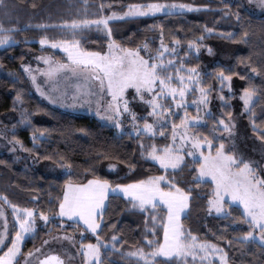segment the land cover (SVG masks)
Returning a JSON list of instances; mask_svg holds the SVG:
<instances>
[{
	"label": "trees",
	"instance_id": "obj_1",
	"mask_svg": "<svg viewBox=\"0 0 264 264\" xmlns=\"http://www.w3.org/2000/svg\"><path fill=\"white\" fill-rule=\"evenodd\" d=\"M149 2L152 0H0V24L5 28L15 26L18 29L12 34L13 42L0 47V125L12 128L11 137H16L24 149L20 157L0 153V193L21 208H34L38 217L40 211H46L50 215L56 213L66 180L83 183L88 179L99 178L113 184H127L148 176H174L180 187L188 190L191 185L192 188L189 208L182 217L186 229H190L202 240H209L223 247L229 264H264V247L252 241L242 246V242L235 239L248 231L247 225L238 220L241 215L238 205L230 206L231 217L209 213L207 201L212 194L213 185L209 180L194 179L197 173L189 157H185L183 167L175 171L169 169L165 173L158 164L141 155V141L146 147L153 143L162 146L169 143L168 135L152 137L117 132L115 128L101 123L95 117L72 114L56 108L30 90L22 63L30 54L51 51L49 47H40V37L46 36L55 40L72 38L64 30L52 25L63 20L96 18L100 15L108 16L111 12L123 13L129 4ZM176 2L199 6V10L183 11L174 15L160 13L154 16L114 19L108 25L112 30V39L132 48L147 43L149 50L147 53L141 52L147 57L158 49L162 32L165 43L170 47L174 37L179 39L178 56L183 57L188 50V41L203 36V40H197L201 44L199 53L191 52L184 59V64L197 65L203 84L211 88L209 96L212 106L216 99V87L220 83L216 79L217 71L223 68L226 73H235L232 77V94L224 92L225 98L233 105L227 102L219 112L213 106L214 114L217 112V117L227 119L228 112H238L236 110L241 109L242 103L237 96L251 84L256 88L252 113L256 124L264 126V15L250 12L243 0ZM101 4L104 5L102 12ZM38 25L47 27H37ZM206 28L212 30L211 34L205 31ZM244 32L248 33L247 39L241 40ZM229 33L235 35L229 36ZM76 38L81 39L83 47L96 51H104L108 42V35L93 28L78 33ZM208 47H211V52H208ZM54 54L60 57L58 52ZM253 67L258 71L252 72ZM17 92L22 97L21 102L15 101ZM142 109L146 111L147 107ZM138 110L141 111L139 108ZM22 113L28 116L30 124L21 123ZM252 113L245 110L239 114L240 123L236 130H241L244 138L240 141L231 136L230 141L237 154L244 159L264 163V141L259 140L252 129ZM214 114L207 115L205 124L194 127V132L211 138L213 121L217 120ZM35 115L45 119L36 120ZM177 121L175 116L173 122ZM166 128L168 126L163 130ZM36 129L47 131L46 138L34 145L32 133ZM222 133L217 130L219 139L229 140ZM219 139L215 141L216 144ZM59 157H63L71 165L67 172L63 173L64 168L59 166ZM110 164L116 167L110 168ZM162 186L167 187L166 184ZM130 203V200L120 195L109 194L103 214V227L98 234L103 240H111L115 232L119 240L123 241L117 244V249H123L124 252L141 246L147 251L143 237L148 235L152 238L153 213L150 210L131 208ZM157 211L159 215H164L163 211ZM39 222L35 235L24 240L17 264L24 253L37 247L48 236L60 232H81V224L77 222L64 220V227L61 228L58 217L47 226L42 220ZM156 232L157 237L162 238V226H158ZM78 241L96 242V236L84 232ZM3 247L5 246L0 248ZM124 252L112 250L110 246L107 249L102 248V264H137L135 258L125 256ZM157 264L183 263L175 257H159ZM215 264L218 262L215 261Z\"/></svg>",
	"mask_w": 264,
	"mask_h": 264
},
{
	"label": "snow or ice",
	"instance_id": "obj_2",
	"mask_svg": "<svg viewBox=\"0 0 264 264\" xmlns=\"http://www.w3.org/2000/svg\"><path fill=\"white\" fill-rule=\"evenodd\" d=\"M259 7L264 9V0H256ZM206 7V6H203ZM104 5H100L102 12ZM187 9L188 11L199 10V6L189 3L161 2L152 0L149 3L129 4L128 10L124 13L112 12L109 16L100 15L96 19H72L63 20L59 24L52 25L58 27L69 34L71 39H49L41 36L40 45H50L53 49L59 48L66 54V60H55L49 56L37 57L46 65L44 68L33 70L29 65H23L24 70L29 73L32 83L43 96L45 93L36 83L35 73H42L49 79H54L58 75L71 74L74 77L82 78L89 87L78 91L73 96V105L80 97L86 99L82 102L92 103L96 98V114L101 119H107L114 123L119 131L122 129L121 117L125 113L130 114L132 130L136 135L151 134L155 137V127L160 126V121L165 123L168 117L173 115L172 104L177 109L184 108L185 113L180 118L179 123L173 122L171 125L170 142L159 146L155 143L145 146L143 141L140 143L141 155L146 159L157 163L165 173L169 169L175 171L183 167L185 156L191 157L195 165V172L198 174L194 179L204 181L210 178L213 185L212 194L208 196L207 206L209 212L224 217H231V205H238L241 215L238 217L240 223L247 225L248 231L235 237L242 242V246L249 241L258 242L264 247V168L254 167L256 161L244 159L243 156L235 152L226 150L224 139H219L216 135L217 130L222 131L227 137H231L234 132L235 124L232 113H227V120L221 117L213 121L212 135L201 136L199 133L190 131L191 128L199 126L204 121V116L200 115L203 110L205 115H211L208 109L210 86L204 85L201 73L197 65L186 66L184 59L193 51L199 53L201 44L197 40H203V36L197 40L188 41V50L183 57L177 58L179 39L173 38L171 48L165 43L161 32L160 45L154 54L147 57L141 52H147V43L135 48L127 47L112 39V30L108 27L111 19L121 17L154 16L156 14L174 15ZM239 19V16H237ZM95 26L97 29L107 30L108 43L106 50L95 51L82 46L81 39H77V34ZM37 27H47L38 25ZM18 29L15 26L5 28L0 24V46H8L13 42V33ZM211 34V29H205ZM223 35V34H221ZM229 36L235 35L229 33ZM247 32L241 34V40H246ZM211 52V47H208ZM165 57H170L165 59ZM258 69L252 68V72ZM235 73H226L221 68L216 73V79L220 81V88L228 87L231 89L230 81ZM245 77H241L244 79ZM98 86V93L91 89ZM159 88V91L156 89ZM134 89L135 95L150 107L148 116L152 117V122L148 118L143 119V124L139 123V117L129 107V100L126 98V91ZM194 91L198 97L192 103L197 108V115L191 116L187 112L188 103L186 95ZM111 99L106 105L101 102L100 97L104 95ZM145 95H150V99L144 100ZM256 96V88L249 85L242 90L240 99L243 101L244 109L252 113V104ZM171 98L172 104L165 106L163 101ZM51 102H63V98L54 99L48 97ZM220 99L225 102L221 93ZM16 102H21L22 97L19 92L15 97ZM72 106V105H70ZM226 106V102H225ZM103 109V110H101ZM252 129L257 138L264 141V126L257 125L254 113L250 116ZM29 123L28 116L22 113L21 123ZM44 129H36L32 133L34 145L38 141L46 138ZM161 136L168 135L161 127ZM219 139V144L215 141ZM16 144L21 142L13 137ZM22 146V145H21ZM204 146L208 147V152L203 151ZM189 150L185 152V149ZM215 148V151H212ZM31 151V149H25ZM199 153V155H197ZM103 155V153H101ZM51 159V157H48ZM198 161V163H197ZM59 166L71 168V165L59 157ZM110 168L116 165L110 164ZM191 168L192 165H189ZM166 184L167 187L162 186ZM109 194H122L124 198L130 200L131 208H138L142 211H151L152 238L148 235L143 237L144 246L135 247L134 250L124 252L117 249L119 240L117 234L112 235L111 240H103L98 234L103 227V214ZM192 198V188L188 190L180 187L175 182V177L169 178L168 175L148 176L144 179L134 180L127 184H113L106 179L92 178L83 183H73L66 180L63 187V196L59 198L58 210L54 215L46 211L38 213L39 219L47 226L53 219L60 218V227H64V218L77 221L81 224L80 231L91 232L96 236V243H81L77 252L83 253V264H102V248L109 246L112 250L124 252L129 258H135L137 264H157L159 257L172 258L188 264V258H192V264H215L218 259L220 264H228L227 253L224 248L217 243L209 240H202L190 229H186L182 223V217L189 208V201ZM35 199V198H34ZM0 200L5 205H9L15 219V231L10 232L8 220L3 206H0V218H3V229L0 230V264H17L22 253V241L28 235H35L37 228V212L34 208L23 207L11 203L6 195L0 193ZM163 211L164 215L158 214ZM162 226V238L157 237L156 229ZM63 239L72 240L71 236H63ZM10 240V243H8ZM48 240L43 242L44 245ZM231 244V241H228ZM43 245L35 247L24 253V264H66L65 259L55 252L42 254ZM34 258V259H33Z\"/></svg>",
	"mask_w": 264,
	"mask_h": 264
},
{
	"label": "rangeland",
	"instance_id": "obj_3",
	"mask_svg": "<svg viewBox=\"0 0 264 264\" xmlns=\"http://www.w3.org/2000/svg\"><path fill=\"white\" fill-rule=\"evenodd\" d=\"M243 1H244L245 5H246L247 9L250 12H252L253 14H256V15H264V9H262L261 7L258 6L256 0H243ZM178 3H180V2H178ZM127 10H128V7H127V9L125 11H127ZM183 11H188V10L185 9V10H182V12ZM111 13L109 15H111ZM96 18H84V19H96ZM120 18H125V17L118 16V17H115V18H113L111 20L120 19ZM91 28L96 29L98 31H101V33L107 35V30H104L102 28V26H101V29H97L95 26H93ZM0 47H3V46H0ZM40 47H49L51 51L50 52L46 51V52H40V53H36V54H30L27 57V59L22 63V69L23 70H24L23 65H25V64L29 65L30 68L33 69V70H36L38 68H44V67H46V65L43 63L42 60H37V57H40V56H49V57H52L55 60H60V61L66 60V54H64L62 52V50H60L59 48L53 49L50 45H44V46L40 45ZM106 47H107V45H106ZM169 48H171V47L169 46ZM105 50H106V48H105ZM178 51H179V49H178ZM178 51H177V58L180 57V56H178ZM56 52H58L60 54V57H56L55 56L54 53H56ZM193 52H195V51H193ZM145 53H147V52H145ZM169 58L170 57H165L166 60L169 59ZM24 72H25L26 76L28 77L31 92H33L34 94H36L38 97H40L41 99H43L44 101H46L50 105H52V106H54L56 108H59V109L65 111V112H68V113L78 114V115H88V116L95 117L101 123H104L106 125H109V126H112L113 128H115V130L117 132H123V133L128 132L130 134L136 135L133 132V130H132L131 119H130V114L129 113H125L121 117V120H122V129L118 131L116 129V127L114 126V123L113 122L108 121L107 119H101L99 116H97V114H96V111H97L96 98H93L92 99V103L89 104L87 102H82L83 100L86 99L85 97H80V98H78L76 100V103L73 105V96H74V94L77 93L78 86H79V89L80 90H85V89H87L89 87L88 85H86L84 83V81L82 80V78H77V77L72 76L71 74H67L66 73V74H63V75H58L54 79H49L48 77L44 76L42 73H35L36 76H37L36 83L39 85L40 89L45 93V95L42 96L40 94V91L37 90L36 85H34L32 83V80H31V77H30L29 73L26 72L25 70H24ZM230 85H231V89H229L228 87H225V88L221 89L220 88V83L216 87V90H215V92H216V99L214 101L215 104L213 103V106L214 107H217L216 108L217 109V112L220 111L222 105H224L225 102L226 103L227 102H230L231 106L233 105V103H231L230 100H228V99L225 98V94H224V92H226L228 94H232L233 89H234V85H233L232 80L230 81ZM91 90L92 91H96L98 93V86L96 88L91 89ZM156 91H159V88H157ZM221 93L223 94V96L225 98V102H222L221 99H220ZM125 95H126V98L129 100V107L140 118L139 119V123L142 125L144 118H148L149 119V122H152V119L153 118L150 117V116H148V113L150 112L149 105H147L144 101H141L139 99V97L135 95V90L134 89H128L126 91ZM190 95H192V96H190ZM198 95H199L198 93H196L194 91H191L185 97V99H186V101L188 103L187 112L191 116L197 115V108H196L195 104H193L192 102L197 99ZM240 95H238L237 97H238V99L242 103L241 104V109L240 110L237 109L236 111H238V112H234V114H232L233 121H234V124H235V128H234V132H233L232 137L233 138H236V140L238 139V140L242 141L243 138H244V136H243L242 133H240L241 130H238V131L236 130L237 126L240 123V116H239V114H241L243 111H245L244 105H243V101L240 99ZM49 96H52L54 99H59V98L62 97L63 98V102L53 103L48 98ZM150 98H151L150 95H145L144 100L146 101V100H148ZM100 99H101V102L104 105H106L111 98L105 94L103 97H100ZM163 103L165 104L166 107L169 106L170 104H172L171 98L169 97L167 100L163 101ZM70 105H72V106H70ZM135 105L137 106L136 107L137 110L135 109ZM144 106L147 107V110L146 111H144L142 109ZM213 106L211 105V97H210L209 103H208V109L210 110L211 113L214 114V112L212 111L213 110ZM138 108L141 111H139ZM101 110H103V109H101ZM172 112H173V115H171V116L168 117V120H167L166 123L164 121H160V126L155 127V133H156V135H160V133H161V127L165 128V127L168 126V128L165 129V132L168 133L169 138L171 137V125L173 123V119L176 116L178 118L177 123H179L180 122V118L185 113V109L184 108L177 109L175 107V105L172 104ZM217 112H216V114H214V116H216V118L218 120L220 118L217 117V114H218ZM200 115L204 116V121L200 124V125H203L206 122V116L207 115H205V113L203 112V110L200 112ZM34 119H36V120H44L45 118L42 117V116H40V115H35L34 116ZM11 130H12V128H9L8 126L0 125V153H9V154L13 155L14 157H20L21 154H23L24 149L21 146L22 144H16V143L12 142L13 141V138L10 135V131ZM190 131L194 132V129L191 128ZM145 135L152 136L151 134H145ZM222 135H223V137L225 139H228L229 138V140H226L225 141L226 150L227 151H230V152H235L237 154V152L235 151V149L231 145V141H230L231 138L230 137H227L224 133H222ZM241 144H244V143L241 142ZM188 150L189 149L186 148L185 149V152H187ZM208 150H209L208 147L207 146H204L203 151L205 153H207ZM212 151L214 152L215 151V148L214 149L212 148ZM197 155H199V153H197ZM189 158L192 160L191 157H189ZM254 167H258V170H259L260 168H264V163H257V164L254 165ZM67 171H68L67 168H64L63 169V173L64 172H67ZM260 174L261 175H264V172H261ZM205 180L211 181L210 178H206ZM0 206H3L4 207L5 215H6V218L8 220V228H9V231L10 232H14L15 231V227H14L15 219H14V217L12 215V211H11L10 206L9 205H5L3 203V201H1V200H0ZM209 213L210 214H213V215H218L214 211L209 212ZM64 220L65 221H69V222H77V221L69 220L67 217H65ZM39 221H41V220L39 219V216H38L37 217V226H38V224H40ZM2 229H3V218H0V230H2ZM85 232H88V231H85ZM88 233H91V232H88ZM83 234L81 232H76L75 234H73L71 232H60V233H56V234H53V235L48 236L47 238H45L37 247H40L41 245H43L42 254H49V253L54 252V251L56 253H59V255L61 257H63L68 264H83V253L82 252H79V253L77 252V249H79L80 244H81L78 240L80 239V237ZM29 236H31V235L26 236L25 239L27 237H29ZM63 236H71L73 239L71 241L70 240H67V239H63ZM24 240L22 241L21 247L23 246ZM45 240H48V243L46 245L43 244V242ZM92 243H96V242H92ZM1 246H3V245H0V247ZM160 258L168 259V258H165V257H160ZM215 261H217L218 264H220V262H219L218 259H216ZM181 262L183 263L182 260H181ZM19 264H24V256L20 260V263ZM188 264H192V258L191 257L188 258Z\"/></svg>",
	"mask_w": 264,
	"mask_h": 264
},
{
	"label": "crops",
	"instance_id": "obj_4",
	"mask_svg": "<svg viewBox=\"0 0 264 264\" xmlns=\"http://www.w3.org/2000/svg\"><path fill=\"white\" fill-rule=\"evenodd\" d=\"M117 195H120V194H117ZM120 196H122V194L120 195ZM123 197V196H122ZM55 252V251H54ZM56 253V252H55ZM56 254H58L59 255V253H56ZM63 258V257H62ZM64 259V258H63ZM66 264H68L67 262H66Z\"/></svg>",
	"mask_w": 264,
	"mask_h": 264
}]
</instances>
